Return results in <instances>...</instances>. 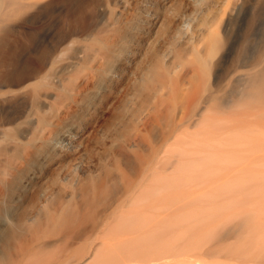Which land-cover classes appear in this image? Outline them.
I'll list each match as a JSON object with an SVG mask.
<instances>
[{
    "label": "rangeland",
    "instance_id": "374dc122",
    "mask_svg": "<svg viewBox=\"0 0 264 264\" xmlns=\"http://www.w3.org/2000/svg\"><path fill=\"white\" fill-rule=\"evenodd\" d=\"M117 1L0 0V264H12L19 217L50 151L71 123L98 119L97 108L120 99L149 57L142 49L153 15L161 13L163 36L173 26L171 6L185 5L125 0L120 8ZM213 1L203 52L163 67L167 119L155 140L215 108L200 125L186 122L200 149L184 189L192 217L183 238L169 241L163 264H264V0ZM37 123L48 131L29 135Z\"/></svg>",
    "mask_w": 264,
    "mask_h": 264
},
{
    "label": "bare ground",
    "instance_id": "6f19581e",
    "mask_svg": "<svg viewBox=\"0 0 264 264\" xmlns=\"http://www.w3.org/2000/svg\"><path fill=\"white\" fill-rule=\"evenodd\" d=\"M184 2L181 10L171 6L174 21L166 35H157L161 13L153 15L142 49L149 57L128 78L120 99L97 108L98 119L71 123L46 157L38 192L18 220L22 231L11 248L12 264H163L172 255L169 241L183 238L192 217L184 189L200 161L198 140L186 122L200 125L215 111L210 105L202 118H183L172 135L155 140L167 119L164 65L181 67L191 53H202L211 30L214 1ZM117 6L125 8L126 1ZM177 37L184 51L174 46ZM47 131L37 123L28 134ZM175 247L178 254L179 242Z\"/></svg>",
    "mask_w": 264,
    "mask_h": 264
}]
</instances>
